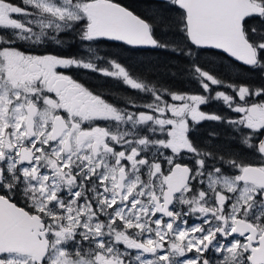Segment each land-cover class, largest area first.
<instances>
[{
  "label": "snow or ice",
  "instance_id": "1",
  "mask_svg": "<svg viewBox=\"0 0 264 264\" xmlns=\"http://www.w3.org/2000/svg\"><path fill=\"white\" fill-rule=\"evenodd\" d=\"M140 4L0 0V264H264V0Z\"/></svg>",
  "mask_w": 264,
  "mask_h": 264
},
{
  "label": "trees",
  "instance_id": "2",
  "mask_svg": "<svg viewBox=\"0 0 264 264\" xmlns=\"http://www.w3.org/2000/svg\"><path fill=\"white\" fill-rule=\"evenodd\" d=\"M122 3L125 4H129V5H133L136 7H140V0H121ZM112 50H117V49H112ZM215 51V50H214ZM125 56L129 55L128 53H124ZM207 59L209 60H213L216 61L217 63L220 62V56L218 55H210L207 57ZM82 83H84L86 86H88L89 88H92L94 90L97 91H101L105 94V98H110L112 99L113 103H123V99L121 98L122 96H124L125 94H132L134 95V93H128V90L126 89H121L118 88L116 85V82L110 78H105L102 76H99L95 73L92 72H86L84 70H82ZM225 78H230V74L229 73H224ZM161 81L164 83H171V81L165 77V76H161ZM176 86L179 88L184 89L185 85L183 82H176ZM198 86L193 82L191 84V89H196ZM188 90V89H185ZM108 94V96H107ZM219 107V105H210L207 108H205L206 111H212V110H216ZM211 125L207 124V125H203L202 127H210Z\"/></svg>",
  "mask_w": 264,
  "mask_h": 264
},
{
  "label": "flooded vegetation",
  "instance_id": "3",
  "mask_svg": "<svg viewBox=\"0 0 264 264\" xmlns=\"http://www.w3.org/2000/svg\"><path fill=\"white\" fill-rule=\"evenodd\" d=\"M60 71L64 72L67 75L72 76L74 79L78 80L79 82L82 83V69H76V68H71V69H60ZM108 96V94H107ZM108 99L110 102H112V99H110L109 97L106 98ZM207 125V123L205 124Z\"/></svg>",
  "mask_w": 264,
  "mask_h": 264
}]
</instances>
